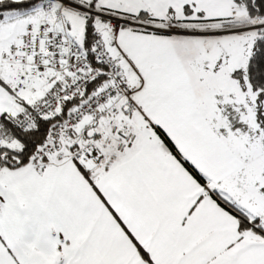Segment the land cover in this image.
Segmentation results:
<instances>
[{
  "label": "snow or ice",
  "instance_id": "1",
  "mask_svg": "<svg viewBox=\"0 0 264 264\" xmlns=\"http://www.w3.org/2000/svg\"><path fill=\"white\" fill-rule=\"evenodd\" d=\"M0 264H264V0H0Z\"/></svg>",
  "mask_w": 264,
  "mask_h": 264
}]
</instances>
